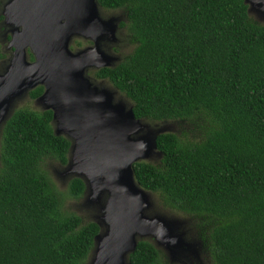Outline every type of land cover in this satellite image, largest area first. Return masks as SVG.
Instances as JSON below:
<instances>
[{
  "label": "trees",
  "instance_id": "trees-1",
  "mask_svg": "<svg viewBox=\"0 0 264 264\" xmlns=\"http://www.w3.org/2000/svg\"><path fill=\"white\" fill-rule=\"evenodd\" d=\"M123 10L124 48L94 71L131 102L136 118L175 121L156 137V163H133L136 183L177 211L211 217L201 236L211 264H264V24L244 0H98ZM1 57V53H0ZM30 58L32 56L30 55ZM41 85L28 92L35 99ZM188 131V132H187ZM70 141L52 111L20 107L0 131V264H84L99 233L62 209L45 169L67 163ZM82 179L68 192L78 198ZM130 264H165L139 239Z\"/></svg>",
  "mask_w": 264,
  "mask_h": 264
},
{
  "label": "water",
  "instance_id": "water-1",
  "mask_svg": "<svg viewBox=\"0 0 264 264\" xmlns=\"http://www.w3.org/2000/svg\"><path fill=\"white\" fill-rule=\"evenodd\" d=\"M244 3L248 13L264 14V0ZM99 6L98 0L3 3L1 15L11 28L8 46L13 52L0 73V131L13 112V102L41 85L43 91L34 101L42 110L52 111L55 134L70 141L63 174L82 179L90 199L107 194L101 207L106 228L101 233L97 223L91 264H130L128 254L139 240L136 235H153L172 252L179 243L168 231L166 219L144 215L147 191L136 183L132 168L153 152L159 154L156 137L166 131L147 128L145 132L146 125L135 117L132 105L115 100L103 80L87 75L89 69L113 67L117 59L100 42L115 38L120 19L115 15L104 18ZM73 37L89 39L92 44L71 48Z\"/></svg>",
  "mask_w": 264,
  "mask_h": 264
},
{
  "label": "rangeland",
  "instance_id": "rangeland-1",
  "mask_svg": "<svg viewBox=\"0 0 264 264\" xmlns=\"http://www.w3.org/2000/svg\"><path fill=\"white\" fill-rule=\"evenodd\" d=\"M6 0H0V15L2 14L3 3ZM101 15L104 18L108 16L115 15L120 19V21H124L126 19L125 12L123 10H112L109 12L101 11ZM249 15L259 23L264 24V14L259 16L256 12L249 11ZM3 19L0 22V73L3 72L5 69V65L10 59L8 56L9 51L5 49L7 45V41H4V31L2 30ZM119 36V46L112 54L116 56L117 59L113 61V64H118L125 56L130 53L132 50L134 43L131 42L130 38V46L126 49L124 48V41L126 33L122 31L118 34ZM84 38L80 37H73L70 43L71 48H79L84 46ZM87 44V43H86ZM8 57V58H7ZM87 75H89L94 80L97 79L94 76V69H89L87 71ZM103 86L111 89L114 92L115 100L123 101L127 106H131L130 100L117 88H115L109 80H103ZM35 99L30 98L28 94H23L19 98H17L13 102V106L11 109L14 110L20 107H28L32 109H41V106L34 101ZM142 123L146 125L144 127L145 132H147V128L151 129L152 131L156 130H165L170 132H175L182 134L183 126H180V123L175 121H160V122H151L147 120H142ZM53 128L55 125L53 124ZM144 132V131H143ZM188 132V131H187ZM139 134H142L139 132ZM138 135V134H136ZM160 155L156 152H153L145 161H150L152 163H156L159 159ZM66 166L61 165L60 163L54 160H48L45 165V169L49 173L50 177L52 178L53 182L55 183L57 189L62 193V209L66 213H75L79 215L82 219L83 223H87L89 221H94L99 223L100 231L103 233L105 231V224L101 220V207L104 205L107 194L102 193L99 195L97 199H90L88 190L85 191L80 195L78 198L72 197L68 192V183L72 178L70 174H63L65 171ZM148 197V207L144 210V215L148 217L153 216H161L169 222L170 228L168 231L178 237V244L174 245L173 252L172 250L169 251L167 247L163 244L156 241L153 235H144L139 236L136 235V239H146L151 241L157 249L162 254V261L165 264H211L209 259V255L207 254L206 244L201 236L205 233L209 227L212 225L211 217L209 216H194L190 214H186L175 209H172L164 204L161 196L158 193L147 191ZM165 228L167 226L165 225ZM170 235V236H172ZM172 236V237H174ZM175 237V238H177ZM172 246V245H171ZM96 249V246H95ZM94 247L91 249L87 259L85 260L84 264H91L94 253Z\"/></svg>",
  "mask_w": 264,
  "mask_h": 264
},
{
  "label": "flooded vegetation",
  "instance_id": "flooded-vegetation-1",
  "mask_svg": "<svg viewBox=\"0 0 264 264\" xmlns=\"http://www.w3.org/2000/svg\"><path fill=\"white\" fill-rule=\"evenodd\" d=\"M99 7H100V10L103 11V8L101 6H99ZM2 19H3V17H2V15H0V22L2 21ZM122 21H120V22H122ZM120 22H119L118 27L116 28V31H115V38L114 39L112 38V40L110 38H108V39L105 38V40H102L100 42V45H101L102 49L105 52H107V53H109L111 55L115 52V50L119 46V36H118V34L121 33V29H122L123 32H125V28L120 26ZM1 25H3L2 30L4 31V41L8 42L6 47H5V49H7L9 51L8 56H10V55H12V52H13V48L8 46L9 45L10 36H11V33H10V29L11 28L8 25H6L5 23H3V24L1 23ZM84 41H85L84 42V46H89V45L92 44L91 40H89V39H85ZM28 54H29V57H30V55L32 56V58H30V60H33L34 59L33 55L31 53H28ZM10 58H11V56H10ZM7 64H8V62H7ZM6 65H5V67H6ZM112 65L114 67L116 64H112ZM97 79H99V78H97ZM101 80H106V79L105 78H100L99 81H101Z\"/></svg>",
  "mask_w": 264,
  "mask_h": 264
}]
</instances>
